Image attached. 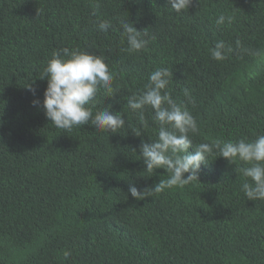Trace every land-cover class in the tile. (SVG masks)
<instances>
[{"label": "trees", "instance_id": "1", "mask_svg": "<svg viewBox=\"0 0 264 264\" xmlns=\"http://www.w3.org/2000/svg\"><path fill=\"white\" fill-rule=\"evenodd\" d=\"M222 13L232 20L217 27ZM123 21L156 39L129 54ZM219 40L259 55L217 62ZM64 48L103 56L114 74L116 94L101 89L93 115L111 105L139 127L126 99L163 67L197 120L194 144L264 134V0H193L179 14L166 0H0V264H264V201L241 191L246 165L213 155L199 181L135 200L129 183L142 191L167 178L148 177L138 156L142 139H156L147 112L142 138L127 123L114 135L50 123L39 75Z\"/></svg>", "mask_w": 264, "mask_h": 264}, {"label": "clouds", "instance_id": "2", "mask_svg": "<svg viewBox=\"0 0 264 264\" xmlns=\"http://www.w3.org/2000/svg\"><path fill=\"white\" fill-rule=\"evenodd\" d=\"M167 5L176 13L188 10L193 0H166ZM231 16L220 14L215 19L217 27L230 23ZM111 27L110 21H99L96 28L107 33ZM122 41L126 40L128 47L124 51L129 54L139 53L147 47L154 35L137 30L132 23L122 22ZM233 52L252 53L243 47L240 40L235 41V48L223 40L215 43L209 49L211 59L220 62ZM173 73L168 68H157L148 77L144 90L127 97L128 109L135 114L140 126L127 121L124 115L113 113L109 108L98 110L93 115L97 93L103 89L109 96L116 94L113 88L114 74L110 71L103 56L93 55L86 51L69 50L67 48L52 53L42 69L39 79L47 80L44 92L43 109L46 118L57 129L71 132L74 128L91 125L97 131L120 133L127 127L136 137H143V129L148 127V118L156 126V139L145 142L141 140L139 159H143L144 171L148 177L155 174L156 169H164L166 179H160L152 187L141 190L131 182L128 192L135 200H142L166 189L183 188L194 181H199L202 163L216 155L225 158L229 163L241 162L244 167L238 169L244 178L241 191L251 201H264V134H259L254 140L239 138L227 141L193 143V137L200 132L196 118L190 113L184 102H177L167 91ZM28 90L35 94V89L29 85ZM184 96L191 102L190 91L185 88ZM33 106L39 101L33 100ZM193 148L194 153H189ZM136 152V149H133ZM187 174V175H185ZM65 253V256H69Z\"/></svg>", "mask_w": 264, "mask_h": 264}]
</instances>
